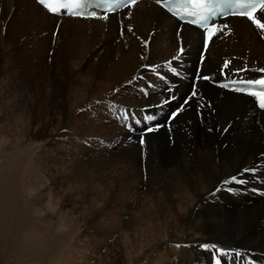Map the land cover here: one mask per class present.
<instances>
[{
  "label": "bare ground",
  "instance_id": "6f19581e",
  "mask_svg": "<svg viewBox=\"0 0 264 264\" xmlns=\"http://www.w3.org/2000/svg\"><path fill=\"white\" fill-rule=\"evenodd\" d=\"M0 13L7 14L10 28L25 36L28 44H31L29 48L35 51L37 56L44 49L47 41L41 35L44 32L50 33L56 25H60L57 37H61L60 34L63 33L69 34L70 38L78 41L79 48H82L81 53L86 54L93 47L101 49L98 61L93 64L102 74L98 91L95 93L99 95L97 99L102 107L101 135L104 139L116 140V144L126 142L128 148L123 149L126 157L119 159V163L116 164L121 165L118 167L120 174L116 173L118 176L114 175L108 181L112 183L111 185H115L116 192L113 190L110 192L108 189L110 186L105 191L98 192L95 189L91 192V199L101 202L95 209L99 214L114 218L126 216L132 209L131 203L138 199L135 196L142 192L145 203L155 208L150 206L151 208L142 212L147 213L146 215L137 212L134 216L140 217H137L136 223L141 224L144 221L141 217H146L148 218L146 221L158 224V235L152 241V246L155 244L164 247L172 237H178L183 242L187 241V246L189 243L193 245L191 244L193 242L201 244L204 235L197 234L199 222L201 221V226H205L201 228L205 232L210 226L218 223L217 218L213 219L215 217L213 215L226 216L230 219L226 221L224 218L223 224L226 225L220 227L219 233L217 228L212 230V245L215 241L224 242L227 247L222 249L232 251L233 247L246 249V246L251 244L249 249H253L258 254L262 253V264H264V112H260L251 99L225 93L210 86L209 81L193 80L202 42L199 31L187 26L179 27L176 21L149 1H141L125 10L120 19L115 14L106 20L93 18L83 21L57 18L48 15L34 0H0ZM260 17H264L263 13L257 16ZM225 24L228 28L222 26L219 31L222 34H220L221 40L217 37L210 44L200 67L199 76L219 77L223 74L220 65L225 57H236L230 66L233 70L236 68L251 71L253 68H264V42L260 41L250 24L245 19H232ZM129 28L131 31H128ZM122 31L123 35H121ZM181 46L185 49L181 59L183 64H180L184 65V73L180 85L173 93H169L157 78L149 74V69L153 68L154 71L162 68L170 69L164 62L172 60ZM7 51L8 45L1 44L0 52L3 56L0 61L3 65L6 63L4 55ZM190 66L194 67V71ZM148 82L151 83L150 86ZM194 83L198 84V95L190 99L188 105L175 119L170 120L167 117L166 122L164 115L176 105H173L175 101H180L182 98L184 103V100L190 96ZM143 85L149 87L147 98L137 90L138 86ZM170 95H175L177 98L161 107L162 102ZM13 98L14 96H7L0 101L9 102ZM20 99L30 104L32 97L24 90ZM123 108L146 109L144 111L149 113L151 111L161 123L165 120L166 125L147 134L142 145L141 134L136 133L139 128L136 129V126L132 125L133 131H127L114 116L116 112L119 113L118 109ZM67 153L70 164L81 160L78 149L67 150ZM78 166L80 165H77L76 169L71 168V171H77ZM261 167L262 178L259 177ZM246 169L249 171H245ZM19 170L18 168L6 172L7 174L0 179V214L2 213L0 240L5 233L9 212L17 196ZM96 175L99 178L101 174ZM29 176L30 181L36 183L37 174L31 172ZM89 176L91 177V174ZM232 177H237L238 181L243 183L231 182ZM94 178L91 177L92 180L88 181L87 186L94 185ZM224 181L230 183L225 184ZM45 185L41 183L40 189L44 190ZM104 189L103 187L102 190ZM25 193L29 194V190ZM117 202L122 203L114 207ZM166 202L168 205H165ZM58 203L60 202L52 205L50 201H46L44 208L52 214L56 211L55 206ZM197 207L204 210V218L198 219V212H195ZM32 213L41 214V211L34 209L29 205V201H26L24 211L16 222L17 226L26 229L29 215ZM210 213L212 219H205ZM246 214L252 215L245 217ZM238 215L244 217L238 219ZM246 221L251 223L249 224L251 228H243L241 222L246 223ZM236 225L238 230L247 232L244 238L248 240L242 244L240 240L231 243V239L237 233ZM252 226H255V230ZM186 228L190 234L183 238ZM39 229L40 234L45 235L47 229L45 227ZM254 231H257L256 234ZM32 234V232L27 233L22 240L23 248L30 251L32 256L30 259L35 258L42 249H40L42 245L40 240ZM181 244L174 248L172 243L170 244L171 255L180 261L190 258L195 261L197 256L195 257L188 250L184 251V246ZM155 255L156 261H165L164 264L172 263V258L162 255L160 251L155 252ZM70 259L72 260V257Z\"/></svg>",
  "mask_w": 264,
  "mask_h": 264
},
{
  "label": "rangeland",
  "instance_id": "374dc122",
  "mask_svg": "<svg viewBox=\"0 0 264 264\" xmlns=\"http://www.w3.org/2000/svg\"><path fill=\"white\" fill-rule=\"evenodd\" d=\"M9 22L7 14L0 13V45H8V51L4 55L6 63L3 65L0 61V99L14 96L12 101H0V179L9 171L18 168L20 177L15 203L9 212L8 225L0 240V264H164L165 261H156L157 251L169 259L172 258L171 264H215L213 252L206 250L202 245H212V230L217 228L219 233L221 226L226 225L223 224L224 218L226 221L230 219L226 216L213 215V219L217 218L218 223L208 227V230L205 228V232L201 230L205 226H201V221L199 222L197 234L204 235L203 242H200L202 245L193 242V245L189 243L190 248L187 241L172 237L164 247L155 244L152 246V241L158 235V224L146 221V217H141L144 219L141 221L143 224L136 223L137 217H140L134 216L137 212L155 208L145 203L142 192L135 196L138 199L131 203L133 210L124 217L102 216L103 214L95 210L101 202L93 201L91 192L95 189L98 192L105 191L108 186H112L108 188L110 192H116L115 185L108 181L114 175L120 174L118 167L121 165L116 164L119 159L126 157L123 149L128 148L126 142L116 144V140L104 139L101 135L102 107L97 99L99 95L95 93L98 91L102 74L98 67L93 66L98 61L101 49L93 47L86 54L81 53L82 48H79L78 41L70 38L69 34L63 33L60 34L61 37H57L60 25H56L50 33L44 32L41 35L47 41L37 56V53L29 48L31 44H28L25 36L12 30ZM1 54L0 52V60L3 56ZM190 67L194 71V67ZM24 90L32 97L30 104L20 99ZM75 149L79 150L82 161L70 164L67 150ZM106 158L109 161L105 160ZM63 159L65 165L62 164ZM77 165H80L78 170L71 171V168L76 169ZM31 172L37 174L36 183L30 181ZM98 173L101 174L99 178L96 175ZM90 174L92 178L95 177L91 187L87 186L88 181L92 180ZM259 177L262 178V167ZM41 183L46 184L44 190L40 189ZM28 190L30 195L25 193ZM26 201H29V205L34 209H40L41 214H30L29 224L26 229H22L16 222L24 211ZM46 201H50L52 205L60 202L55 206L54 213L51 214L44 208ZM167 202L165 205H168ZM121 203L117 202L114 207L120 206ZM195 212H198V219L204 218L202 208L197 207ZM211 214L205 219L212 217ZM251 215L246 214L245 217ZM243 217L244 215H238V219ZM241 224L244 229L251 228L248 221ZM42 227L47 229L45 235L40 234L39 228ZM237 227L238 225L235 226L237 233L233 237L234 240L230 238L231 243L240 240L242 244L248 240L244 238L247 232L238 230ZM252 229L255 230V226H252ZM31 232L32 236L40 240V245L42 244V249L33 259H30V251L25 250L22 244L23 238ZM256 232L254 231L255 234ZM189 234L190 231L186 228L182 237ZM171 243L172 248L182 243L184 251L188 250L197 256V261L192 258L180 261L173 257L172 248L169 250ZM214 243L213 245L220 248L227 247L224 242ZM251 246H246V249L233 247L232 252L238 251L243 257H221V264H262V253L258 254L249 249Z\"/></svg>",
  "mask_w": 264,
  "mask_h": 264
},
{
  "label": "snow or ice",
  "instance_id": "6c2138e0",
  "mask_svg": "<svg viewBox=\"0 0 264 264\" xmlns=\"http://www.w3.org/2000/svg\"><path fill=\"white\" fill-rule=\"evenodd\" d=\"M157 5H160L161 7H168V11L171 12L172 6H174L177 3H184L186 5H191V4H197V3H207V4H212L213 0H155ZM37 3L43 6L48 13L54 14V15H63L66 13L65 10H61L59 8L54 7L53 5L56 3H61V4H69V3H76L80 7L77 9V12L84 11L86 16H91L94 18H99V19H108L112 14L115 13L117 9H122L126 5H136L138 3V0H37ZM234 5H241L243 6V10L241 8H237ZM256 6H259L261 10H264V0H234V4L229 5V12L223 13L224 16L229 15L230 13H235L240 16H246L248 20L252 21V23L256 26L258 30H264V17L257 18L258 13H257V8ZM105 7L109 8V13L107 15H102V16H97L96 9H100L103 11ZM88 8H92L93 11L91 13L87 12ZM250 8V10H249ZM179 20L183 21L184 17H178ZM209 19H212V24L208 32L204 33V49L205 51L209 49L210 44L214 41L215 38H217L221 33L219 31H216L215 29L217 28V25L214 22V17H205L204 22L199 24V27L203 29L205 26H207ZM188 24H193V21H187ZM223 28L227 29L228 25L225 24L223 25ZM128 31H131V28L128 29ZM121 35H123V31L121 32ZM179 35V33H178ZM185 49L183 46L180 47V49L177 52V56L173 58V60H179L183 58ZM143 58V57H142ZM204 60V55L202 54L201 56V61L203 62ZM229 64L228 61H225V67H227ZM167 67L171 69V71L176 75L180 76V72L172 67V62H166ZM246 69H238L237 72L240 71H245ZM261 73H264V68L258 69ZM211 78L208 76H198V80H203V81H209ZM245 85L244 88H237L235 91L241 92V93H246L253 98H259L257 103L258 107L261 110H264V77H261L256 80H245L241 81ZM169 93L174 92L173 87H169L168 89ZM198 95V84L194 83L192 86V92L188 98L184 100V103L180 106L179 109L173 111L171 113V119H175L179 112L185 109V106L188 105L190 99L195 98ZM177 97L175 95H170L168 99H165L162 104L160 105L161 107L170 103L171 101L175 100ZM120 112V119L124 120L127 122L129 119L135 120L137 124L141 123L140 120L136 119L135 114L132 113L130 110L126 109H118ZM155 120V116L153 115H146L144 117V122L148 123L151 121ZM130 127V126H129ZM160 125H156L155 127L149 126L144 129V132L141 134V144L145 142V136L149 133H152L159 128ZM249 171V170H245ZM231 182H240L243 183L242 181H238L237 177H232ZM225 184L230 183V181H224ZM203 248L206 250H211L214 255V261L215 264H221V257H226L228 255H234L236 257L242 258V254L240 252H232L231 250H225L222 249L216 245H202Z\"/></svg>",
  "mask_w": 264,
  "mask_h": 264
}]
</instances>
